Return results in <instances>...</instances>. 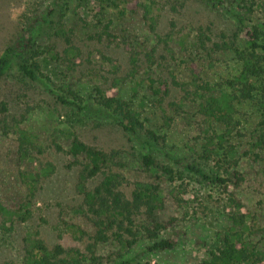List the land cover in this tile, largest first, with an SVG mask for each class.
<instances>
[{
    "label": "trees",
    "instance_id": "16d2710c",
    "mask_svg": "<svg viewBox=\"0 0 264 264\" xmlns=\"http://www.w3.org/2000/svg\"><path fill=\"white\" fill-rule=\"evenodd\" d=\"M187 1L126 2L128 11L142 12V21L156 43L146 51L124 44L125 75L116 67L108 71L109 76L99 77L100 72L94 67V52L86 54L76 41L75 30L55 19L65 7L64 0H55L43 15L34 16L28 25V34L4 49L0 55V79L17 64L24 77L37 80L38 59L45 54L60 65L67 81L70 80L66 88L74 101L80 99V94L71 87V82L86 67L84 76L94 82L90 97L101 109L96 114L110 117L130 139L149 150L142 154L132 149L106 148L85 141L73 130L62 143L55 139L42 142L2 102L0 155L5 141L10 139L12 145L8 146L7 154L15 165L19 190L9 200H0V253L7 247L5 243L13 241L17 257H0V264H124L123 254L114 252L113 260L105 259L99 253L100 248L114 244L128 252L142 241L146 242L145 250L149 252L174 249L181 231L172 227L186 221L199 204L197 195L183 182L184 172L177 173L170 163L159 162L158 152L159 146L166 145L173 130L179 127L177 116L190 106L201 121L194 144L187 147L192 160L178 158L179 154H187L183 148L174 155L167 153V157L196 176L197 183L220 188L221 215L225 218L221 243L208 251L201 264H264V225L258 213L264 203V0H205L236 19L237 31L229 41L215 40L210 26L194 27L195 34L190 41L176 32L175 21L169 22V32L161 34V11L169 8L179 12ZM101 23L99 20L96 24L99 32L89 39L122 44L109 31V24ZM49 26L55 30L54 39L42 44L39 35ZM239 33L244 35L243 46L237 41ZM224 53L235 59L238 71L215 84L204 77L202 65ZM101 58L105 62L112 60L105 54ZM178 68L186 72V79L179 77ZM142 72L147 74V89L154 99L160 127L150 118L142 117L134 100L127 99L122 92L124 83ZM175 89L179 92L178 100L166 104ZM134 91L138 92L137 87ZM57 98L58 102L69 103L63 95ZM245 103L252 106L255 115L256 121L250 128L239 117V107ZM89 108L79 106L83 113ZM244 139L247 141L242 145ZM49 149L73 159L66 167L77 170L74 188L79 197L74 205L57 202L60 211L55 231L59 238L67 234L82 246L49 242L43 236L42 224L36 223L38 217L43 223H49L47 217L39 214L42 209L37 205L46 181L57 172L56 165L44 159ZM244 159L262 168L258 187L261 200L254 211L238 195L247 180L240 169ZM131 162L147 178H132ZM3 187L6 192L12 189L10 183ZM173 204L181 219L174 215L164 217Z\"/></svg>",
    "mask_w": 264,
    "mask_h": 264
},
{
    "label": "rangeland",
    "instance_id": "374dc122",
    "mask_svg": "<svg viewBox=\"0 0 264 264\" xmlns=\"http://www.w3.org/2000/svg\"><path fill=\"white\" fill-rule=\"evenodd\" d=\"M127 1L64 0L65 7L62 13H59L55 18L65 27L75 30L76 41H79L86 54L94 52V67L100 72L99 77L101 75L109 76L108 71H113L116 67L121 75H125L127 52L124 44L128 43L135 49L146 51L156 43L142 21V12L132 13L128 11L126 9ZM54 2L55 0H0V55L7 46L24 38L28 34V25L33 17L43 15ZM177 11L179 12L169 8L161 11V34L164 35L170 31V21H175L178 24L177 31H175L180 34V37L184 36L190 41V37L195 34L194 27L210 26L215 34L214 39L219 41H229L237 31L238 25L234 16L205 0H188L184 7ZM99 20L102 21L101 25L109 24V31L116 35V40L122 44H109L105 40L89 39L90 36H95L99 32L96 25ZM54 31V28L50 26L43 28L38 39L40 43L47 44L52 41ZM223 35L227 37L224 38ZM237 41L240 42L241 46L244 45L243 33H239ZM102 54L111 57L112 60L105 62L101 58ZM38 63L40 67L38 78L35 81L24 77L17 64L0 79V104L6 102L9 112L21 119L23 127L36 133L42 142H52L55 139L62 143L66 141L68 132L73 130L85 141L106 148L120 147L129 149V151L130 149L136 150L142 154L148 153L149 147L140 146L134 139H130L112 123L110 117H106L104 114H96L101 109L93 103L90 97L94 82L84 76L85 73L87 74L86 67L83 68V72L79 71L71 82V87L80 94V99L74 101L66 88L70 80L67 81L60 65L45 54L39 57ZM202 69L207 80L218 84L223 78L237 74L238 64L231 54L224 53L216 56L213 61H205ZM177 73L180 78H187L183 68H178ZM79 77H81L80 80H78ZM146 78L147 74L142 72L134 80H127L122 92L127 96V99L134 100L142 117L150 118L156 122L154 124H159L160 127L162 123L157 121L159 115L156 114L154 99L147 89ZM94 81L96 80L94 79ZM135 87L138 89L137 93L134 91ZM57 95L68 98L69 103L58 102ZM178 98L179 92L175 89L172 97L167 99L166 104L170 100H178ZM86 105L90 108L87 112L85 109V113H83L79 106L82 108ZM249 105L245 103L239 107V117L245 121L244 125L250 128L256 120L253 108ZM184 109L186 112H181L177 116L179 127L173 130L171 140L167 141L166 145L159 146L158 160L173 165L177 173L184 172L183 182L186 184V188L197 195L199 204L197 210L192 211L186 221H179L172 227L174 230L181 231L178 244L174 249L149 252L145 250L146 242L142 241L126 252L119 250V247L114 244H109L99 250L105 259L109 257L110 260H113L115 257L113 253L118 252L123 254V259L126 261L124 264H201L207 258L208 251L221 243L225 229V218L221 215L223 200H221L220 188L215 185L197 183L196 176L183 170L182 166L173 164L175 160L171 161L167 157V153L174 155L176 151H182L180 149L183 148L187 149V154H179L178 158L186 157L189 161L192 160L187 147L194 144L193 139L198 133L197 125L201 121L194 116L195 109L192 106ZM164 129L166 130L165 126ZM246 139L243 140L242 145L246 144ZM5 142L3 154L0 155V200H9L19 190L15 165L10 161V156L7 154L8 146L12 143L10 139ZM238 145L241 149L240 142ZM133 147L135 148L133 149ZM44 159L53 162L57 172L46 181L37 204L42 209L39 214L47 217L49 223H43L39 217L36 223L42 224L41 230H43V236L47 241L60 242L66 246H82L80 242L78 243L67 234L59 238L58 232L55 231L58 212L60 211V208L56 206L57 202L74 205L79 201L74 188L77 170H69L66 167L73 159L62 152H56L54 149H49ZM139 169L135 163L131 162L129 172L131 177L147 178ZM240 169L246 174L247 180L239 189L238 195L247 207L254 211L261 200L258 187L261 182L262 168L260 164L244 159ZM6 183H10L12 186V189L7 192L3 187ZM258 213L262 225H264V203L259 208ZM170 215L180 217L179 219L182 218L174 204L169 207L164 217L168 218ZM0 242L2 241L0 240ZM5 245L7 247L0 253V257L4 258L8 255L13 256V258L16 257L14 242L12 241V244L5 243Z\"/></svg>",
    "mask_w": 264,
    "mask_h": 264
}]
</instances>
